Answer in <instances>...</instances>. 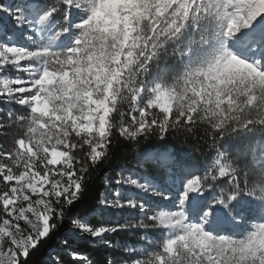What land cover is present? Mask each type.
Returning a JSON list of instances; mask_svg holds the SVG:
<instances>
[{
  "label": "snow or ice",
  "instance_id": "6c2138e0",
  "mask_svg": "<svg viewBox=\"0 0 264 264\" xmlns=\"http://www.w3.org/2000/svg\"><path fill=\"white\" fill-rule=\"evenodd\" d=\"M58 234L42 264H264V0H0V264Z\"/></svg>",
  "mask_w": 264,
  "mask_h": 264
},
{
  "label": "trees",
  "instance_id": "16d2710c",
  "mask_svg": "<svg viewBox=\"0 0 264 264\" xmlns=\"http://www.w3.org/2000/svg\"><path fill=\"white\" fill-rule=\"evenodd\" d=\"M174 143L177 144V146H183L187 147V145H181L179 141H174ZM119 154V150H118ZM119 161L117 160L115 163H118ZM108 167L105 165H101L100 168L96 170V172L93 174V180H92V185H93V191L90 193V195L95 194V189L96 187L100 186L103 181V172L108 171ZM60 240L59 234L57 237H54L51 241H48L45 245L41 247V249L34 254L33 256V264H42V261L47 258L48 252H50L53 248L56 247L57 241ZM81 247L84 249V254L88 255L89 258H94L97 261V264L99 262L111 255V251L107 248H102V247H95V246H89L87 243L82 242ZM67 264H70L71 262L67 261Z\"/></svg>",
  "mask_w": 264,
  "mask_h": 264
},
{
  "label": "rangeland",
  "instance_id": "374dc122",
  "mask_svg": "<svg viewBox=\"0 0 264 264\" xmlns=\"http://www.w3.org/2000/svg\"><path fill=\"white\" fill-rule=\"evenodd\" d=\"M59 243H60V240L57 241V243H56V247H57V245H58ZM89 246H90V245H89ZM56 247H55V248H56ZM55 248H53L51 251H53ZM51 251H50V252H51ZM46 259H47V258H46ZM46 259H45V260H46ZM67 261L71 262V259H70L69 257H65V264H67V263H66ZM70 264H71V263H70Z\"/></svg>",
  "mask_w": 264,
  "mask_h": 264
}]
</instances>
